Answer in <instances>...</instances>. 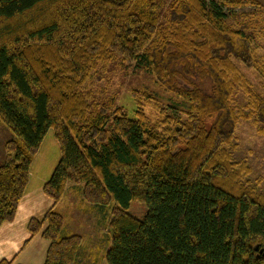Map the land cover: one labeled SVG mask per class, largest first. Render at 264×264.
I'll list each match as a JSON object with an SVG mask.
<instances>
[{"label":"trees","instance_id":"16d2710c","mask_svg":"<svg viewBox=\"0 0 264 264\" xmlns=\"http://www.w3.org/2000/svg\"><path fill=\"white\" fill-rule=\"evenodd\" d=\"M247 5L264 0H0V121L13 136L0 161V224L52 129L60 157L43 192L55 205L70 187L110 210L106 264H264V189L232 156L240 118L264 134V99L240 70L255 65L250 26L228 21ZM112 62L151 75L183 117L152 120L145 90H133L131 113L98 98L88 81ZM54 205L28 222L48 241L43 264H81V237L64 233Z\"/></svg>","mask_w":264,"mask_h":264},{"label":"rangeland","instance_id":"374dc122","mask_svg":"<svg viewBox=\"0 0 264 264\" xmlns=\"http://www.w3.org/2000/svg\"><path fill=\"white\" fill-rule=\"evenodd\" d=\"M230 12L232 13L228 21L234 27L240 28L243 23L250 26V29L245 30L253 36L255 65H240V70L253 90L264 99V8L247 5L230 9ZM88 83L87 88H90L98 98L107 99L115 96L116 103L126 107L129 113L134 106L133 90H145L154 94L158 102H155L156 104L148 102L144 106L152 120L160 117L163 120L169 114L183 117L181 113L183 105L178 104L181 101L163 91L155 84L151 75L140 69H134L132 65L119 62L107 63L106 66L92 72ZM232 102L238 109L247 111L245 108L247 96L242 90L236 89ZM162 110L163 113L160 114ZM12 137L7 127L0 121V161L5 154L4 143ZM234 144L236 147L233 150V159L244 161L249 169L248 179L257 182L258 186L264 189V134L257 131L251 120L240 118L234 129ZM54 207L64 218V233L78 234L81 237L82 243L78 250L77 261L81 264H106L105 253L111 242L107 229L110 210L102 212L96 209L92 204L81 200V196L79 197L70 187H67ZM129 211L142 215L144 206L141 203L131 202ZM44 241L48 246V241L45 239Z\"/></svg>","mask_w":264,"mask_h":264},{"label":"crops","instance_id":"0c3cea01","mask_svg":"<svg viewBox=\"0 0 264 264\" xmlns=\"http://www.w3.org/2000/svg\"><path fill=\"white\" fill-rule=\"evenodd\" d=\"M60 157L57 140L51 129L34 154L28 181L17 204L14 217L0 224V264H43L47 242L31 235L28 222L42 219L53 201L43 192V184L50 178Z\"/></svg>","mask_w":264,"mask_h":264}]
</instances>
